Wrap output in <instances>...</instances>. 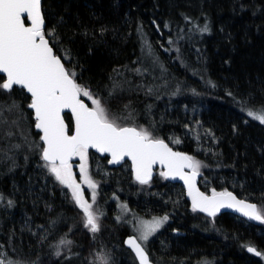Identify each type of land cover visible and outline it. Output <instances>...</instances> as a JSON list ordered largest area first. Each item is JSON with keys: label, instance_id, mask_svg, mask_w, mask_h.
Masks as SVG:
<instances>
[{"label": "trees", "instance_id": "16d2710c", "mask_svg": "<svg viewBox=\"0 0 264 264\" xmlns=\"http://www.w3.org/2000/svg\"><path fill=\"white\" fill-rule=\"evenodd\" d=\"M42 12L55 53L121 126L199 161L206 193L232 191L264 211V126L243 112L264 107V0H42ZM29 103L21 88L0 90V259L137 264L114 196L169 217L146 250L154 264H261L244 247L264 250V223L205 217L160 170L138 184L127 163L113 169L93 153L99 231L90 232L71 190L45 167Z\"/></svg>", "mask_w": 264, "mask_h": 264}, {"label": "snow or ice", "instance_id": "6c2138e0", "mask_svg": "<svg viewBox=\"0 0 264 264\" xmlns=\"http://www.w3.org/2000/svg\"><path fill=\"white\" fill-rule=\"evenodd\" d=\"M202 31H208L207 25ZM49 35L52 32L45 29L42 0H0V74L4 77L0 80V90L11 92L14 86H19L30 94L28 107L34 112V126L41 133L43 144L41 158L55 179L71 190L76 206L83 213L85 228L92 233L99 231V214L93 208L97 185L89 176L87 164L90 149L110 155L109 163H120L125 158L131 160L140 184L149 183L155 165L165 167L167 171L160 175L184 181L192 198L193 211L214 216L220 208L238 206L243 215L264 223V211L255 204L237 200L231 192L213 190L211 196L200 192L195 187V178L201 164L192 156L173 151L164 140L154 138L145 128L121 126L105 103L76 81L75 72L66 68L54 53ZM81 97L91 101V106ZM65 113H70V123L66 122ZM247 115L264 124V107L249 110ZM73 158L79 159L81 178L93 190L91 203L84 198L74 178L70 163ZM185 168L191 169V175L184 172ZM121 207L127 210V205ZM168 219L165 215L138 221V235L126 243L140 259V264H149V260L139 241L146 242ZM70 243L61 241V244ZM247 250L264 258V253L254 246L249 245ZM0 264L6 261L0 259Z\"/></svg>", "mask_w": 264, "mask_h": 264}, {"label": "water", "instance_id": "95a60500", "mask_svg": "<svg viewBox=\"0 0 264 264\" xmlns=\"http://www.w3.org/2000/svg\"><path fill=\"white\" fill-rule=\"evenodd\" d=\"M45 25H46V24H45ZM54 53H55V51H54ZM55 54H56V53H55ZM56 55H57V54H56ZM57 56H58V55H57ZM58 57H59V56H58ZM60 58H61V57H60ZM61 59H62V58H61ZM62 62H63V59H62ZM63 63H64V62H63ZM0 76L3 77V74H0ZM3 78H4V77H3ZM14 87H18V88H20L19 86H14ZM21 89H22V88H21ZM23 90H24V89H23ZM24 91H25V93L30 97V94H28V93L26 92V90H24ZM84 102H85V101H84ZM85 103L87 104V102H85ZM28 105H29V104H28ZM27 109L30 111V113H31V115H32V118H33V120H34V125H35L34 112H33V110L30 109L28 106H27ZM65 114H67V115L70 116V113H65ZM34 125H33L34 130H35L36 132L39 133V131L35 128ZM40 135H41V133H39V140H40ZM164 142L167 143L166 141H164ZM40 143H41V145L43 146L41 140H40ZM167 144H168V143H167ZM168 146H169V144H168ZM169 147H170V146H169ZM170 148H171L173 151L181 152V151L176 150V149H174V148H172V147H170ZM89 152H91V153H93V154H95V155H97L98 157H101V158H104V157H105V158L107 159L108 166H109L110 168H113V169L119 168L121 165L127 163V164L129 165L130 172H131V174H132V177H133L134 181H135L136 183L140 184V183L136 180L135 173H134L133 168H132V162H131V160L125 158V159H124L123 161H121L120 163H109V160L111 159V156H110V155H108V154H101V153L97 152L95 149H90ZM181 153H183V152H181ZM183 154H185V153H183ZM185 155H186V154H185ZM71 161H72V160H71ZM71 161H70V162H71ZM44 162H45V161H44ZM156 170H160L161 172L167 171V169H166L165 167H163V166H161V165H155V166L153 167L152 176H151L150 181L153 179V177H154V173H155ZM184 172L187 173V174H189V175H191V169H189V168H185V169H184ZM165 179H166V178H165ZM166 180H167L169 183H171V184H179V185H181V187L183 188V191H184V197H185V199L188 201L189 205L192 207V198L188 195V188H187V186L185 185L184 181L181 180V179H179V177H177L176 179H172L171 177H169V178H167ZM199 180H200V175H197L196 178H195V187H196L200 192L204 193L205 195H207V196H211L212 194L206 193L205 191H203V190H201V189L199 188ZM150 181H149V182H150ZM227 192H231L232 195L235 196L237 200H242V201H244L245 203H251V204H255V205H256L255 202H252V201L248 200L247 198L239 197V196H237L235 193H233L232 191H227ZM256 206H257V205H256ZM197 212H199L200 214H202L203 216L208 217V218L213 217V216H209V215H208L207 213H205V212H200V211H197ZM223 213H227V214H231V215L237 216V217L242 218V219H244V220H246V221H253V220H254V219H250L249 217L243 215L242 212L238 210V206H234V207H223V208H220L219 211H217L216 214H215L214 216H216V215H220V214H223ZM131 237H135V236L132 235V234H128V235H126V236L123 238V242H122V244H123V246H124V247H125V248H126V249H127L132 255H133V257H134L136 263H137V264H140V259L136 256L135 252H134V251L129 247V245L126 243L127 240H128L129 238H131ZM247 247H248V246H247ZM247 247L245 248V252H246L247 254H249V255H251V256H254V257H257V258L259 257V256L255 255L254 253L249 252V251L247 250ZM145 252H146V255L148 256L149 264H154V263L150 260L149 255H148V253H147L146 250H145Z\"/></svg>", "mask_w": 264, "mask_h": 264}, {"label": "rangeland", "instance_id": "374dc122", "mask_svg": "<svg viewBox=\"0 0 264 264\" xmlns=\"http://www.w3.org/2000/svg\"><path fill=\"white\" fill-rule=\"evenodd\" d=\"M249 110H255V109H245L243 110L244 114L251 120L259 123V121L252 119L251 117H249L247 115ZM261 124V123H259ZM264 126V124H261ZM92 157H91V152L88 153V160H87V164H88V173L90 178L91 176V161H92ZM72 164V172L74 175V178L76 180V182L78 184H80L81 186V190L83 191V193H88L92 196V192L93 190L91 188L88 187L87 183H85L80 175V169H79V164L80 161L78 158H73V160L70 162ZM76 172L78 173V176L76 174ZM97 191V189H95V192ZM113 201H114V208H113V218L114 221L119 223V224H123L126 227V230L128 231V233L134 235L135 237L138 235L137 232V226H138V221L143 219V220H150L152 217H163L165 215H157V214H149V215H141L135 211H133L126 202L116 198V197H112ZM122 205H127V210L125 211L121 206ZM169 222V219L167 220V222H165L163 224L162 227H160L152 236H150V238L145 242V241H139L142 246L144 247L145 250H147L148 248H150V244L152 239H154L155 237H157L159 235V232H161V230H163V228L165 227V225ZM6 264L7 262H11V264H28V263H24L21 261H14V260H5ZM207 261H203L200 262L199 264H206Z\"/></svg>", "mask_w": 264, "mask_h": 264}, {"label": "flooded vegetation", "instance_id": "af4514ba", "mask_svg": "<svg viewBox=\"0 0 264 264\" xmlns=\"http://www.w3.org/2000/svg\"><path fill=\"white\" fill-rule=\"evenodd\" d=\"M73 160V159H72ZM214 217H216V218H219L220 220H222V221H225V220H232V221H234V222H237L239 219H242V218H239V217H237V216H234V215H231V214H227V213H223V214H220V215H216V216H213V217H210V218H214ZM242 220H244V219H242ZM246 221V220H245ZM254 221V220H253ZM247 246L245 245V247H244V250H245V248H246ZM256 247V246H255ZM261 253H264V250L263 251H261ZM257 258V257H256ZM258 259H259V261L261 262V264H264V258H262L261 256H259L258 257Z\"/></svg>", "mask_w": 264, "mask_h": 264}, {"label": "bare ground", "instance_id": "6f19581e", "mask_svg": "<svg viewBox=\"0 0 264 264\" xmlns=\"http://www.w3.org/2000/svg\"><path fill=\"white\" fill-rule=\"evenodd\" d=\"M158 202V201H157ZM144 211V210H143ZM52 257V256H51ZM46 258V257H45ZM49 258V257H48ZM48 261V260H47ZM232 261V260H231ZM220 264V263H219Z\"/></svg>", "mask_w": 264, "mask_h": 264}]
</instances>
